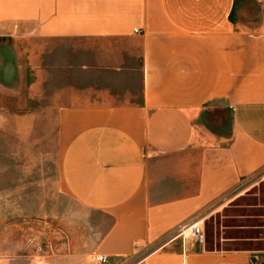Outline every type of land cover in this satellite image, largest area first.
Wrapping results in <instances>:
<instances>
[{
    "label": "crops",
    "instance_id": "crops-1",
    "mask_svg": "<svg viewBox=\"0 0 264 264\" xmlns=\"http://www.w3.org/2000/svg\"><path fill=\"white\" fill-rule=\"evenodd\" d=\"M1 109L51 114L55 154L0 149V264H264V227L173 235L264 170V0H0ZM33 187L99 217L29 243Z\"/></svg>",
    "mask_w": 264,
    "mask_h": 264
},
{
    "label": "rangeland",
    "instance_id": "rangeland-1",
    "mask_svg": "<svg viewBox=\"0 0 264 264\" xmlns=\"http://www.w3.org/2000/svg\"><path fill=\"white\" fill-rule=\"evenodd\" d=\"M51 114H39L23 116L16 110H0V149L7 143V152L17 151L23 146V142L32 143L28 148L34 147L33 143H38L49 138V145L45 144L47 152H54V141L52 137L55 129L47 127L53 125ZM47 121V122H46ZM50 123H49V122ZM217 126V125H215ZM27 139V141H26ZM30 154V151H28ZM55 154V152H54ZM29 173L35 174V160H29ZM51 174L53 165L50 164ZM34 179V178H33ZM33 191L28 192L26 203L27 210L20 211L17 208L13 216H25V226L27 227L28 241L34 244L38 242L44 249L55 250L57 244H67L74 234L78 235L91 227L93 220H97L99 215L78 206L67 196L60 194L57 201L52 200L53 194H38ZM44 199V209L37 207V198ZM228 200L220 202L219 206L212 212H205L201 222L204 234V243L207 248L211 247H231L222 241L225 237L254 238L260 237L264 227V170L250 178L242 184ZM18 201L15 205H18ZM211 211V210H210ZM69 219L72 225H68ZM240 246L248 242L239 243ZM237 244V245H239ZM258 246V245H256Z\"/></svg>",
    "mask_w": 264,
    "mask_h": 264
},
{
    "label": "built area",
    "instance_id": "built-area-1",
    "mask_svg": "<svg viewBox=\"0 0 264 264\" xmlns=\"http://www.w3.org/2000/svg\"><path fill=\"white\" fill-rule=\"evenodd\" d=\"M185 230H189L188 234H185ZM175 237H181L186 238L189 236H192L196 238V240L200 243L204 242V234L202 231L201 221L200 220H194L192 222H189L188 224H182L178 226L173 233ZM96 260L98 262L106 263L108 261V258L104 255H96Z\"/></svg>",
    "mask_w": 264,
    "mask_h": 264
},
{
    "label": "bare ground",
    "instance_id": "bare-ground-1",
    "mask_svg": "<svg viewBox=\"0 0 264 264\" xmlns=\"http://www.w3.org/2000/svg\"><path fill=\"white\" fill-rule=\"evenodd\" d=\"M189 233V230H185V234H188Z\"/></svg>",
    "mask_w": 264,
    "mask_h": 264
}]
</instances>
